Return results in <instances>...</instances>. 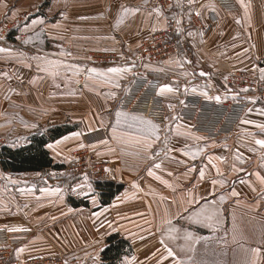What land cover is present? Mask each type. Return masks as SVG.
Returning a JSON list of instances; mask_svg holds the SVG:
<instances>
[{"label":"crops","instance_id":"crops-1","mask_svg":"<svg viewBox=\"0 0 264 264\" xmlns=\"http://www.w3.org/2000/svg\"><path fill=\"white\" fill-rule=\"evenodd\" d=\"M234 1L238 8L233 12H224L214 0H194L191 6L188 0H180L182 7L172 0L168 9L159 7L154 0L0 3V48L12 50L0 52V144L21 147L30 142L33 134L48 133L49 128L58 125L72 127L45 145L52 163L63 165L61 169L46 167L11 173L0 166V228L23 229L9 230L13 257L23 260L52 255L59 256L62 264H96V257L102 261L101 251L107 238L116 235L128 242L131 249L124 250L112 264H119L125 256H135L140 264H156L159 253L152 254L161 249L158 229L165 213L177 226L207 238L196 243L197 261L245 264L251 259L248 249L259 247L264 253V183L256 175L264 176V149L254 142L264 138L257 127L264 124L263 100H251L247 109L252 111L246 110L230 135L198 141L174 132L169 134V147L188 144L190 153L203 149L195 158L182 152L164 155L162 131L161 141L153 146L160 152L155 162L162 167L153 169V176L147 172L152 161L146 158L142 146L134 140L114 139L111 128L116 104L136 69V63L130 60L135 48L150 33L167 27V20H174V15L182 18V31L177 37L186 47L180 48L175 59L143 62L144 72L160 80L158 95L163 99L165 114L142 115L159 124L160 118L177 116V105L185 92L203 95L207 91L210 96L223 97L233 94L224 81L227 73L241 70L260 75L259 69L264 68V0ZM121 6L140 10L124 15ZM155 8L160 13L154 12ZM197 11L201 15L197 16ZM37 17L43 18L44 23L33 26L32 20ZM118 18L122 19L119 24ZM25 23L30 25L28 30L24 29ZM209 24L210 29L204 32L201 28ZM111 55L115 58L111 59ZM34 56L60 63L48 72L38 71L41 62L32 59ZM129 64L134 67L118 78L119 88L100 78L90 79L85 71ZM76 66L80 69L78 74ZM53 71L58 74L53 76ZM201 72L208 75L201 76ZM166 83L179 91L160 94V85ZM112 91L116 92L115 98L109 95ZM169 104L174 108L169 109ZM242 120L255 123L243 124ZM177 125L181 132L203 137L186 119L179 118L172 129ZM49 144L53 147L49 148ZM83 148L107 165L106 177L93 180L90 174H85L87 179L85 175L65 174L72 152ZM193 166L195 170L190 171ZM217 167L222 175H218ZM200 168L205 171L203 179L199 178ZM157 175L162 179L157 180ZM213 179L224 182L213 186ZM162 180H167L171 187ZM96 181H112L122 187L103 203ZM78 184L82 188H76ZM57 188L60 192L54 191ZM233 189L238 196L232 195ZM190 192L201 205L215 201L222 220L219 228L182 218L187 215L183 208L188 206L186 198H190ZM69 196L81 203L75 207ZM178 211L181 216H176ZM179 243L184 241L170 242V246ZM258 264H264V255Z\"/></svg>","mask_w":264,"mask_h":264},{"label":"built area","instance_id":"built-area-1","mask_svg":"<svg viewBox=\"0 0 264 264\" xmlns=\"http://www.w3.org/2000/svg\"><path fill=\"white\" fill-rule=\"evenodd\" d=\"M154 2L159 7L168 9L172 0H154ZM214 2L224 12H233L238 8L234 0H214ZM210 26L211 24L204 26L202 30L205 32L210 29ZM176 27L174 20L169 18L167 27L150 33L135 48L134 56L130 60L136 63V69L116 104L118 109L122 108L148 116L155 114L164 116V102L158 95L160 80L144 72L143 62L147 60L163 62L178 57L180 47ZM110 57L115 58L113 55ZM224 81L233 94L221 97L219 102L214 99L208 100L194 92H185L180 98L184 104L177 105V116L188 120L193 130L207 139L227 136L234 131L252 102L246 97L264 101V79H261V76L245 71H232L224 77ZM243 89L248 91H242ZM234 95L236 99H233ZM78 150L73 154L76 160L75 166L72 167L73 175L81 169L91 172L95 178L105 175V165L94 162L90 151ZM10 236L11 231L0 228V264H62L59 256L52 255H36L23 260L14 258Z\"/></svg>","mask_w":264,"mask_h":264},{"label":"snow or ice","instance_id":"snow-or-ice-1","mask_svg":"<svg viewBox=\"0 0 264 264\" xmlns=\"http://www.w3.org/2000/svg\"><path fill=\"white\" fill-rule=\"evenodd\" d=\"M3 0H0V3H2ZM189 6H191L194 3V0H188ZM172 5H170L171 7ZM177 7H182L180 0H177L176 2ZM201 7H204V5H201ZM138 7H126L121 6L122 14L126 15L129 13H136L139 12ZM154 12L160 13L159 8L153 9ZM151 14V13H150ZM196 15L199 16L201 13L199 11L196 12ZM191 18V13L189 12V19ZM173 19L175 20L176 24V31L181 32L182 28L180 27L182 24V18H177L175 15L173 16ZM122 19H117V24L121 23ZM44 20L43 18L37 17L36 19L32 20V25H40L43 24ZM30 28V25L25 23L24 29L28 30ZM191 35V33H189ZM25 43H28L29 40H25ZM11 49L8 48H0V52H8L11 53ZM21 56H23V53H20ZM68 55H71L68 53ZM32 59H35L37 61H40L41 63L37 65L38 71H44L48 72L50 67L54 68L56 65H58L59 61H52L47 60L46 57L41 56H34ZM23 62V61H21ZM28 67H31V64L27 65ZM134 65L129 64L127 67H109L107 69H97V68H90L86 69L85 71L88 73V76L90 79L93 78H100L105 83H112L115 85L116 88L120 87V84L118 83V78L121 77L123 74L129 72L132 70ZM147 67V65L145 66ZM80 71L79 66H76L75 72L78 74ZM260 76L261 79H264V68H260ZM53 76L57 75L58 72L53 71ZM6 75V74H5ZM201 76L208 75L207 73L201 72ZM178 88H174L171 84H162L159 87V93H175L178 92ZM185 91H187V86L185 87ZM192 91H196L195 88L192 89ZM242 91H248V89H243ZM109 95L112 98L116 97V92L112 91L109 93ZM204 97L208 100H216L217 102L220 101L221 97L219 95L217 96H210L207 91L203 93ZM233 99H236V95L233 96ZM248 100L254 101L255 98L252 97H246ZM180 104H184L183 100L179 101ZM169 109H173L174 105L169 104ZM248 112H251L252 109H247ZM261 114L264 115V110H261ZM177 120H179L178 116H167L164 117V120L161 123H155L152 118L146 117L142 114L135 113L132 111H126L121 109L115 110L114 113V123L111 124L112 128V134L113 138L117 140H134L137 144L142 146L143 153L150 161H152L151 167L147 168V172L150 176L155 175L153 172V169H160L162 167L161 163H156L155 161L160 156V152L157 151L153 146L158 141H161V132H164V136L162 139V147L165 150L164 155H168V153L171 152H182L184 156H188L191 154L193 158L197 154H200L203 152V149L197 148L195 151H192L191 153L188 151L190 148V145L184 144L180 148L176 147H169V143L171 140L170 133H173L177 136H190L191 138L195 140H204V137L194 136V134L185 131H180V125H177V128L175 130L172 129L171 125L175 123ZM103 124V121H101ZM241 123L243 124H249V123H255L254 121L249 120H242ZM35 126V125H33ZM190 127V126H189ZM258 128H260L261 133H264V124H258ZM167 129V131H164ZM249 135H252L255 137V133H248ZM74 135H79V133H75ZM66 139V138H65ZM256 145H259L261 149H264V138L262 139H255L254 140ZM57 144L60 143V141L56 142ZM101 143H105V141H101ZM83 146V145H81ZM49 148H52L53 145L49 144ZM227 147V145H225ZM252 151H256L255 148L251 149ZM238 151V150H237ZM218 159L223 160V157H219ZM237 159H240L239 155H237ZM262 159H264V155H262ZM183 162V161H181ZM215 167V165H213ZM233 168H235V165H233ZM190 171L195 170L194 166L193 168L189 169ZM242 170V169H241ZM217 173L218 175H222L220 173L219 168L217 167ZM55 175V173H53ZM171 175V173H169ZM257 177L260 179L261 183H264V176H260L259 173L256 174ZM205 176L204 168L199 169V178L203 179ZM85 179H87V176L85 175ZM157 180H161L162 178L160 176H156ZM164 184H167L169 187H171L170 184H168L167 180H162ZM223 180H212V185L215 186L218 183H223ZM89 188H91V185H88ZM195 187V186H194ZM76 188H82V185H76ZM75 190V189H73ZM42 191H44L42 189ZM55 192H60V189L57 188L54 190ZM233 196H238L239 193H237L234 189L232 191ZM190 198H186L187 207L183 208V212L187 215L182 216L183 219H186L190 221L193 224H203L206 227L216 229L219 228L222 224V220L220 218L219 212L215 209V201L212 202H206L204 205H201L199 201L196 198V195L193 193H189ZM95 199V198H94ZM200 199H203L201 197ZM221 200L224 199L223 196L220 198ZM173 203H176L174 200ZM93 215H96V213H93ZM176 216H181V212L178 211L176 213ZM111 227V225H109ZM235 228V225H234ZM11 231L14 230H23V229H9ZM160 232V239L159 243L161 245V249H157V252H154L152 255L156 256L157 253H159V257L156 260V264H207V261L200 260L197 261L195 259L196 254V243L199 242L200 239H207V238H201L198 236H195L193 232L189 231L187 228L183 227L182 225L177 226V224L173 223V220L170 218H167V213H165V218L162 220V225L158 229ZM143 239V237H141ZM178 240H183L184 243L175 244V246H170V242H175ZM99 243V241H97ZM18 251H22V249H18ZM248 252L251 254V259L247 260L245 264H258V261L261 260L262 253L261 248H252L248 249ZM191 253V255H189ZM96 264H103V262L99 259V257H96ZM119 264H140V262L137 261V258L135 256H132L131 259H129L127 256H125L122 260H120Z\"/></svg>","mask_w":264,"mask_h":264},{"label":"trees","instance_id":"trees-1","mask_svg":"<svg viewBox=\"0 0 264 264\" xmlns=\"http://www.w3.org/2000/svg\"><path fill=\"white\" fill-rule=\"evenodd\" d=\"M72 129L69 125H58L48 129L45 134H33L27 145L12 148L7 145H0V166L2 170L11 173H20L26 171H38L46 167L61 169L63 165L52 163V159L45 148L46 143L55 140ZM96 187L102 193L103 203H107L109 199L118 192L122 184L112 181H96ZM69 201L75 207L81 203L73 198ZM128 242L119 239L116 235L107 238V244L102 249L103 264H112L113 261L124 251L130 250Z\"/></svg>","mask_w":264,"mask_h":264},{"label":"rangeland","instance_id":"rangeland-1","mask_svg":"<svg viewBox=\"0 0 264 264\" xmlns=\"http://www.w3.org/2000/svg\"><path fill=\"white\" fill-rule=\"evenodd\" d=\"M202 29V28H201ZM177 41L179 42V47L181 48L182 46H185V43H183L178 37H177ZM140 44V43H139ZM186 47V46H185ZM185 54L187 55V57L189 58V56H190V53L189 52H185ZM133 56H134V53H133ZM132 56V57H133ZM110 57V56H109ZM111 58V57H110ZM112 59V58H111ZM234 71H241V70H234ZM232 72V71H231ZM246 72V71H245ZM248 73H255V72H248ZM227 74H229V73H227ZM226 74V75H227ZM255 74H257V73H255ZM225 75V76H226ZM257 75H259V74H257ZM260 76V75H259ZM83 150H85V151H87V152H89V149L88 148H83ZM76 151H79L78 149L77 150H74L73 152H72V157H71V159L68 161V163H66V166H68L67 167V169L65 170L66 171V173L65 174H70L71 176H84L85 174H90V176H91V178L93 179V180H98V178H100V177H97V178H95L94 176H92L91 174V172H89V171H87L86 169H81L80 171H78L77 173H76V175H73V173H72V167H74L75 166V162H76V160L73 158V154H74V152H76ZM91 156H92V158H93V161L94 162H98V163H102V162H99L93 155H92V153H91ZM102 164H104V163H102ZM105 165V168H104V174L106 173V164H104ZM56 174V173H55ZM107 176V174H105L104 176H102V177H106ZM89 178V177H88ZM68 198H72L71 196H69ZM14 258H16V257H14ZM16 259H18V258H16Z\"/></svg>","mask_w":264,"mask_h":264}]
</instances>
